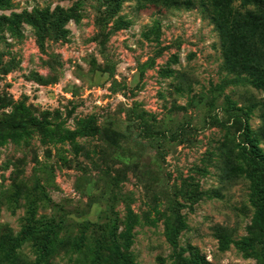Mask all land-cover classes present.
Segmentation results:
<instances>
[{
    "label": "rangeland",
    "instance_id": "374dc122",
    "mask_svg": "<svg viewBox=\"0 0 264 264\" xmlns=\"http://www.w3.org/2000/svg\"><path fill=\"white\" fill-rule=\"evenodd\" d=\"M247 11L0 0V264H264Z\"/></svg>",
    "mask_w": 264,
    "mask_h": 264
},
{
    "label": "trees",
    "instance_id": "16d2710c",
    "mask_svg": "<svg viewBox=\"0 0 264 264\" xmlns=\"http://www.w3.org/2000/svg\"><path fill=\"white\" fill-rule=\"evenodd\" d=\"M213 5H222L226 4V6H229L233 1L235 0H209ZM243 7H246L247 15L248 17H241L240 20H235L234 22L238 25V28L241 29V32L237 34V36H243V32L250 29L253 33V37L256 39L257 44H261L264 46V0H241ZM202 6L205 7V2H201ZM243 31V32H242ZM237 58L234 59V65L235 68H240L244 73L252 74L255 79L258 81L259 86L264 87V47L262 48V53L256 54L254 56L255 59H257V64L254 65L255 59L252 61V63H247L248 61L245 60V57H248L246 54H239L238 52H235V55ZM47 125H49L48 122H42L38 120H28L21 123L13 124V127L16 128H27L29 126L37 127V128H44ZM82 132H77L74 134L69 135H62L59 137V139L72 141L76 139L79 135H81ZM256 157L260 156L257 154ZM263 162V160L261 161ZM260 194L262 195L261 200L264 201V180H262ZM262 220L264 222V205H262V211H261ZM54 243L53 241H50V244ZM41 259L38 260L35 264H41L43 263L42 259H48L50 261V258L47 254L42 253L40 255ZM47 262V261H46ZM48 264V262H47Z\"/></svg>",
    "mask_w": 264,
    "mask_h": 264
}]
</instances>
